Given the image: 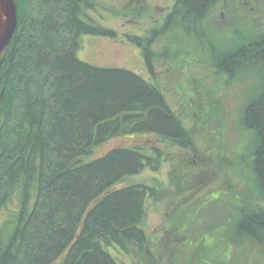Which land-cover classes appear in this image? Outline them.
Instances as JSON below:
<instances>
[{
    "label": "trees",
    "instance_id": "obj_1",
    "mask_svg": "<svg viewBox=\"0 0 264 264\" xmlns=\"http://www.w3.org/2000/svg\"><path fill=\"white\" fill-rule=\"evenodd\" d=\"M15 1L17 31L0 55V264H122L115 252H136L155 264V256L164 264H188L152 249L158 242L149 240L144 221L148 199L158 197L156 186H119L148 166L158 167L161 151L116 147L101 157L93 155L116 137L151 132L165 143L191 150L207 164L190 130L157 82L78 58L83 35L118 36L88 16L87 9H96L98 0ZM223 2L176 0L163 23L147 36L128 37L143 50L151 73L162 57L171 68L180 66V55L185 54L180 52L181 39L201 45L193 55L204 53L220 76L234 79L240 70L256 67L260 85L241 110L242 136L235 148L231 144V152L239 148L235 173L247 175L242 180L261 203L239 195L238 217L222 207L232 218L221 226L238 242L264 248V33L249 40L239 32L228 43L216 42L211 14ZM165 38L167 48L153 50ZM195 162L183 159L180 165L198 167ZM178 164L171 175L177 185L185 175L195 176L189 169L181 173ZM175 236L179 245L215 235L213 230ZM231 256L224 252L213 264H227Z\"/></svg>",
    "mask_w": 264,
    "mask_h": 264
},
{
    "label": "rangeland",
    "instance_id": "obj_2",
    "mask_svg": "<svg viewBox=\"0 0 264 264\" xmlns=\"http://www.w3.org/2000/svg\"><path fill=\"white\" fill-rule=\"evenodd\" d=\"M142 1L139 3L137 0H98L96 9H87L90 18L102 26L116 30L118 36L108 38L83 35L78 58L100 68L126 69L157 82L172 109L179 115L187 130H190L198 151L206 156L207 164L212 165V168H208L206 163H201L200 158L191 150L165 143L157 134L151 132L111 139L97 148L93 157H101L116 147L140 146L147 151L152 150L151 154L154 149L161 151L158 167L148 166L119 185L156 186L158 197L152 196L148 199L144 221L149 240L158 242L152 246L155 254L157 251L162 252L176 262L182 259L189 260L188 264H213L214 259H221L224 252L225 256L232 252L227 264H264L263 247L250 242L240 243L231 235L230 230V234L227 233V227L221 226L227 219L232 218V215L224 213L223 209H232L233 216L238 217L242 206L236 200L237 197L261 203L255 191L248 186V182L245 186L242 176L247 178V175L243 172L235 173L234 154L239 153V148L231 152V144L235 148V142L238 143L242 136L241 110L251 95L253 96L257 84L260 85V79L256 77L258 72L253 70L256 67L248 71V68L240 70L234 79L220 76L204 53L193 55L192 51L201 45L181 39L183 48L180 52L187 55H180V66L173 69L162 57L154 62L151 73L146 65L143 50L132 43L128 36H147L151 28L163 23L164 16L172 11L176 0ZM144 2L148 5L146 10ZM131 3L129 8L134 7V10L131 9L130 12L127 7ZM121 12H126L127 15H117ZM212 16L214 31L211 32H215L214 39H217L216 42L220 45L230 42L235 33L242 32L249 40L264 33V0H224L212 12L211 18ZM168 45L169 39H160L153 50L162 52ZM241 148L248 150V146ZM183 159H195L200 165L195 162L198 167L187 164L184 169L180 165ZM177 162L179 164L176 167L181 169V173L188 169V173L195 172L193 178L185 175L179 185L171 179ZM213 230L215 236H209L203 241H185L177 245L179 239H176L175 235L189 233L195 237ZM224 234L228 235L221 239ZM217 235L220 236L218 240ZM222 240L226 243L225 247L215 245L216 242L218 245L222 244ZM184 250L188 252L181 256ZM115 253L122 264H155L136 252ZM130 257H137L136 261L133 263ZM155 258L156 264H164L160 256Z\"/></svg>",
    "mask_w": 264,
    "mask_h": 264
},
{
    "label": "water",
    "instance_id": "obj_3",
    "mask_svg": "<svg viewBox=\"0 0 264 264\" xmlns=\"http://www.w3.org/2000/svg\"><path fill=\"white\" fill-rule=\"evenodd\" d=\"M18 27L15 0H0V55L10 46Z\"/></svg>",
    "mask_w": 264,
    "mask_h": 264
}]
</instances>
